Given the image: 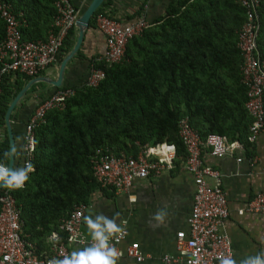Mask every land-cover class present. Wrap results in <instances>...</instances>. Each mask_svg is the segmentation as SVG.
Listing matches in <instances>:
<instances>
[{"label": "trees", "instance_id": "trees-1", "mask_svg": "<svg viewBox=\"0 0 264 264\" xmlns=\"http://www.w3.org/2000/svg\"><path fill=\"white\" fill-rule=\"evenodd\" d=\"M4 1L21 23L23 40L46 39L56 15L53 0ZM112 2H103L90 19V27L95 26L98 14L123 25L141 18L142 7L128 23H122L109 9ZM257 16L256 45L264 60V0H260ZM245 18V9L237 0L171 2L164 16L128 41L118 63L91 61L90 67L105 73L96 87L65 83L54 88L48 96L66 88L73 89L74 95L65 100L63 109L46 113L45 122L34 132L35 171L22 190L11 192L21 211L23 231L38 253L48 254L52 232L67 242L68 234L58 231L61 220L75 206H88L92 194L104 190L90 162L97 148L136 157L145 146L167 143L175 146L173 163L184 164L188 153L178 125L187 117L201 140L217 134L227 142L242 144L247 157L253 158L254 146L247 140L251 118L245 109L246 88L241 83L242 59L237 48V32ZM4 31L0 19V42ZM74 31H69L60 53L72 47ZM35 77L18 72L1 76L0 129L9 103ZM47 97L41 96L39 102ZM26 121L20 123L25 127ZM8 148L4 135L0 137V162H9L3 158ZM22 160L23 156L14 166H22Z\"/></svg>", "mask_w": 264, "mask_h": 264}, {"label": "built area", "instance_id": "built-area-1", "mask_svg": "<svg viewBox=\"0 0 264 264\" xmlns=\"http://www.w3.org/2000/svg\"><path fill=\"white\" fill-rule=\"evenodd\" d=\"M245 9V22L237 32V48L242 59L240 65L241 83L246 88L245 109L251 118L248 142L254 144L264 131V60L260 58L256 39L259 30L257 9L260 0H237ZM56 15L52 30L46 40H23L20 32L21 23L12 11L11 5L0 0V19L4 24L5 36L0 42V95L1 76L6 72H18L26 77H35L54 63L60 54L63 42L77 20V9L71 0H53ZM150 26L144 17L136 22L123 25L107 16L98 14L95 27L105 37V51L97 62L107 64L118 63L124 57L125 46L130 39L139 35ZM105 78L101 69H89L84 85L96 87ZM74 95L71 88L58 89L47 99L41 101L29 116L25 127V137L34 139L35 130L45 121V115L52 109L64 108L66 99ZM179 137L186 146L187 156L184 161L185 170L191 174L194 183L193 204L187 218L188 232L179 231L175 236L176 258L164 257V261H182L184 264H219L218 257L232 252L231 244L221 231L224 220L228 217V205L222 189L221 175L207 165L201 149H206L210 156L223 158L231 156L236 150H244L237 141L227 140L217 134H209L201 140L193 131L187 117L179 121ZM28 145L27 139L24 141ZM155 147V148H154ZM34 151L29 145L23 155L22 162L31 161ZM175 157V146L167 143L146 146L136 157L125 154L114 155L109 149L97 148L90 158L92 169L100 187L113 191H127L136 179H146L150 174H159L171 169ZM238 162L241 158L237 159ZM251 164L257 158H248ZM264 176V161L262 162ZM212 181V183L209 182ZM4 189L0 195V264H46L52 257H61L62 253H70V247H81L70 237L79 234L90 241V237L82 231V217L87 206H75L71 213L61 220L58 231L67 233V242H63L58 232L49 236L51 247L48 254L38 253L35 243L22 228L21 211L16 205L12 191ZM247 213H264V186L247 204ZM58 234L60 243L52 240ZM127 236V235H126ZM125 236V238H126ZM124 238V239H125ZM123 239V240H124ZM123 240L116 244H120ZM125 255L136 262L143 261L137 243H132Z\"/></svg>", "mask_w": 264, "mask_h": 264}, {"label": "crops", "instance_id": "crops-1", "mask_svg": "<svg viewBox=\"0 0 264 264\" xmlns=\"http://www.w3.org/2000/svg\"><path fill=\"white\" fill-rule=\"evenodd\" d=\"M90 1L71 0L77 9V19ZM112 1L109 7L111 13L126 24L141 7L143 8L141 17L151 22L164 16L171 2L180 0ZM49 33L50 30L47 37ZM74 33L73 45L77 36L76 28ZM104 51V35L94 25L89 26L84 33L80 48L64 68L61 86L65 83L67 85L84 84L91 61L97 62ZM68 52L60 53V60L57 57L56 61L37 77L45 78L44 81L55 80L60 63ZM34 86H36L34 91L28 92ZM30 88L20 101V105L11 114L14 137L23 136L24 126L20 120H28L40 103V97L45 98L54 91V87L43 81L34 83ZM4 135H7L5 124L4 128L0 129V137L2 138ZM253 146L254 156L257 158V162L254 164L248 161L245 150H236L231 156L214 158L209 155L206 149H201L204 162L221 175V185L229 212L227 219L222 224L221 231L228 237L232 253L237 261L264 250V213L246 212L247 204L264 186L262 172L264 131L257 137ZM238 158H241L240 162L237 161ZM178 163H173L171 169L164 170L159 174L152 173L146 179L134 180L127 191L118 193L104 189L92 194L84 215L103 213L105 216L111 217L115 213L119 216L117 223L120 220L127 221V236L117 245V248L123 252L118 264H184L182 261L174 260L170 263L164 261L166 256L177 257L175 236L179 231L188 232L187 218L193 204V177L185 170L183 164L178 165ZM209 182L212 183L211 180ZM158 210L164 211L163 222L153 220V216ZM82 231L87 235L88 230L84 223H82ZM132 243L138 244L143 261L136 262L125 255L126 249Z\"/></svg>", "mask_w": 264, "mask_h": 264}, {"label": "clouds", "instance_id": "clouds-1", "mask_svg": "<svg viewBox=\"0 0 264 264\" xmlns=\"http://www.w3.org/2000/svg\"><path fill=\"white\" fill-rule=\"evenodd\" d=\"M26 139L28 145L24 144ZM35 144L36 141L31 137L15 136L11 146L3 153L4 161L15 162L24 155L29 145L34 151ZM34 171L35 166L31 161H25L19 167L14 166V163L10 167L8 163L0 162V187L10 191L22 190ZM79 215L88 230L87 236L90 237V241L81 238L79 234L73 235L70 239L82 246L74 248L70 253H62L60 258L54 256L48 259L46 264H118L123 252L116 247V244L127 235V221L120 220L117 223L119 216L115 213L111 217L103 213L95 215L80 213ZM153 220L163 222L164 211L158 210ZM52 240L56 244L60 243L58 234L54 233ZM218 259L219 264H264V250L255 255L245 256L239 261L234 258L231 251L227 255L221 254ZM191 264H197V262H191Z\"/></svg>", "mask_w": 264, "mask_h": 264}, {"label": "water", "instance_id": "water-1", "mask_svg": "<svg viewBox=\"0 0 264 264\" xmlns=\"http://www.w3.org/2000/svg\"><path fill=\"white\" fill-rule=\"evenodd\" d=\"M105 0H91L88 6L85 8V10L82 12L80 17L75 22V28L77 29V36L75 43L72 47V49L67 53V55L62 59L60 63V67L58 69V75L55 80H48L44 81L45 78H39L36 77L34 79H31L27 82V84L18 92V94L12 99V101L9 103L7 110L4 115V124L7 130V137L9 141V147L11 146L14 135L12 131V124H11V114L14 111V109L19 105L20 101L25 97L27 90L32 86L34 83H37L39 81L47 82L49 85H51L54 88H60L62 79H63V71L66 66V64L75 56L78 49L80 48V45L83 41L84 33L89 28V21L94 15V13L100 8V6L103 4ZM12 161H9V166H13ZM2 187H0L1 190Z\"/></svg>", "mask_w": 264, "mask_h": 264}]
</instances>
